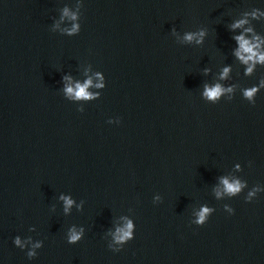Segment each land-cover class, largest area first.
I'll use <instances>...</instances> for the list:
<instances>
[{"label": "water", "instance_id": "obj_1", "mask_svg": "<svg viewBox=\"0 0 264 264\" xmlns=\"http://www.w3.org/2000/svg\"><path fill=\"white\" fill-rule=\"evenodd\" d=\"M237 35L264 54V0H0V264H264V63Z\"/></svg>", "mask_w": 264, "mask_h": 264}, {"label": "clouds", "instance_id": "obj_2", "mask_svg": "<svg viewBox=\"0 0 264 264\" xmlns=\"http://www.w3.org/2000/svg\"><path fill=\"white\" fill-rule=\"evenodd\" d=\"M65 14H67V10H65ZM255 15V14H253ZM246 21L244 20H239L235 22L232 27H240L243 23ZM75 28V26H74ZM246 31H251V29H246ZM204 35L203 32H200L199 34L193 33V32H188L185 34L184 39L187 41L193 40L195 37L199 36L202 37ZM234 39L238 42L239 48L236 51V56L240 58V60L244 63H248L250 60H252L254 63L255 62H260L264 63V54L258 53L256 49L259 47V38H255L256 42L252 43L248 39H246L243 35H237L234 37ZM197 42L199 43L200 40L197 39ZM246 54V55H245ZM252 71V65H249L247 72ZM228 72V69L225 68L224 72L221 74L222 77L226 75ZM91 81H87L84 85H79L77 84L76 88L77 90H73V88L68 87L66 91L69 94H72L74 92L76 97H88L89 93L86 91V88L88 87V84H90ZM226 89H223L220 85H215L212 88H209L207 85L205 86V91L204 95L211 100H215L217 97L220 96V94L225 91ZM228 91H231V89H227ZM257 89L256 88H250L245 90L244 95L251 99L253 95L256 93ZM222 183L225 186V191L228 192L229 194H235L240 191L241 187L243 186L239 181H233L229 183L227 179H223ZM219 195V193H217ZM252 193H249V196H251ZM64 203H65V210L72 204V200L68 199L67 197H63ZM211 209L209 208H203L199 213H198V219L197 223L198 224H203L206 220V217L208 216L209 212ZM132 225L129 223L125 229H117V233H119L115 238L117 241H123L131 237V229ZM69 242H75L80 239V233L75 232L74 230L70 233L69 237ZM16 243L19 244V239L16 240ZM29 255H33V253H29Z\"/></svg>", "mask_w": 264, "mask_h": 264}]
</instances>
